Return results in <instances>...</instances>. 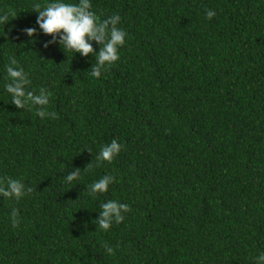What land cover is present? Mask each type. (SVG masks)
<instances>
[{
    "label": "trees",
    "instance_id": "obj_1",
    "mask_svg": "<svg viewBox=\"0 0 264 264\" xmlns=\"http://www.w3.org/2000/svg\"><path fill=\"white\" fill-rule=\"evenodd\" d=\"M46 2L0 0L16 12L0 25V184L23 185L0 193V264H264V0H91L126 33L98 78L102 43H48L33 7ZM5 65L49 104H12ZM112 139L121 150L97 161ZM109 199L130 210L105 230Z\"/></svg>",
    "mask_w": 264,
    "mask_h": 264
},
{
    "label": "clouds",
    "instance_id": "obj_2",
    "mask_svg": "<svg viewBox=\"0 0 264 264\" xmlns=\"http://www.w3.org/2000/svg\"><path fill=\"white\" fill-rule=\"evenodd\" d=\"M33 7L37 12L36 25L44 34L51 35V42H57L62 45L64 50L72 53L78 52L81 56L88 55L92 52L91 41L95 40L102 43V47L96 53V63L91 66L90 75L94 78L101 76L103 70L107 69L119 58L118 47L124 44L126 33L122 28L116 25L120 21L119 14H112L103 20L97 18V14L92 10L91 0H48L43 6L36 3ZM207 18L215 15L212 9H208L205 13ZM16 12L13 10L0 12V25L7 22L10 17H15ZM37 31L34 27H26L23 32L32 40H35L34 33ZM58 36V40H57ZM47 46V45H45ZM16 63L15 60L12 61ZM5 71L8 77L12 79L11 83L4 85L5 90L12 94L11 102L18 108L25 107L30 103L33 105H48L49 92L47 95L41 94L33 96L31 91L25 92L22 87L29 81L25 78L24 71L19 68H13L5 65ZM43 93V89H40ZM37 116H45L46 109L41 108L35 111ZM55 117V113H47ZM122 145L112 139L109 143L102 145L97 155V161L110 162L115 155L121 150ZM91 167V165L89 166ZM79 175V169L72 171L66 176L65 182H72ZM112 182L111 176H101L93 181L89 187L92 193L107 191L108 185ZM23 185L19 180L8 179L7 188L0 184V193L5 197L14 196L17 200L22 195ZM101 219L98 224L102 229L110 227L112 217L116 223L121 222L124 217L121 211L128 212L129 205L127 203H118L116 199H109L101 205ZM12 225L17 224L16 210L11 213ZM110 253L113 252L112 247H108ZM256 260H264V253H258Z\"/></svg>",
    "mask_w": 264,
    "mask_h": 264
}]
</instances>
